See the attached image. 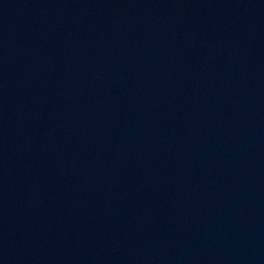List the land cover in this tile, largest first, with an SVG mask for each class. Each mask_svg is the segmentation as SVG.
<instances>
[{
    "label": "water",
    "instance_id": "obj_1",
    "mask_svg": "<svg viewBox=\"0 0 264 264\" xmlns=\"http://www.w3.org/2000/svg\"><path fill=\"white\" fill-rule=\"evenodd\" d=\"M0 264H264V0H0Z\"/></svg>",
    "mask_w": 264,
    "mask_h": 264
}]
</instances>
